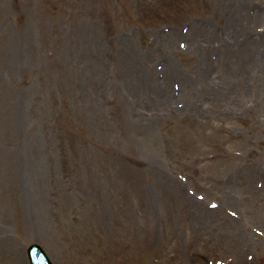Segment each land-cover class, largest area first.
Returning <instances> with one entry per match:
<instances>
[{"label":"rangeland","instance_id":"1","mask_svg":"<svg viewBox=\"0 0 264 264\" xmlns=\"http://www.w3.org/2000/svg\"><path fill=\"white\" fill-rule=\"evenodd\" d=\"M34 242L264 264V0H0V264Z\"/></svg>","mask_w":264,"mask_h":264},{"label":"water","instance_id":"2","mask_svg":"<svg viewBox=\"0 0 264 264\" xmlns=\"http://www.w3.org/2000/svg\"><path fill=\"white\" fill-rule=\"evenodd\" d=\"M31 250L35 251V253L33 255V260H34L33 263L34 264H48L46 262V260L43 259L44 257L42 255V249L39 245L36 244V245L32 246ZM30 254L32 255V251H30Z\"/></svg>","mask_w":264,"mask_h":264},{"label":"bare ground","instance_id":"3","mask_svg":"<svg viewBox=\"0 0 264 264\" xmlns=\"http://www.w3.org/2000/svg\"><path fill=\"white\" fill-rule=\"evenodd\" d=\"M168 101H164L163 103H167Z\"/></svg>","mask_w":264,"mask_h":264}]
</instances>
